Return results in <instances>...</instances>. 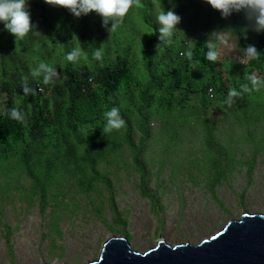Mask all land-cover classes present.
<instances>
[{"label":"trees","instance_id":"16d2710c","mask_svg":"<svg viewBox=\"0 0 264 264\" xmlns=\"http://www.w3.org/2000/svg\"><path fill=\"white\" fill-rule=\"evenodd\" d=\"M175 4L173 9H179L180 14L188 9L179 4L175 7ZM171 5V1L167 0V6ZM37 9H40L39 5ZM31 21L36 27L35 16L31 17ZM44 22L50 33L46 40H39L43 35L39 32L40 28L32 32L30 36L29 33L26 36L31 49V45L37 44V49L35 47L32 49L33 54L38 53L36 56L39 61L43 63L44 59L48 65L46 68L50 80L46 90L51 91L48 98L35 93V89L41 82L33 81L25 76L18 79L15 75L12 77L8 75L13 74V68L16 67L12 52L19 48L25 50L26 45H22L24 41L16 45L12 52L0 48V68L4 71H0V77L10 79L3 81L0 78V105H2V111H5L0 112V189L2 194L10 195L13 189L21 190L22 187L16 185L18 180L15 177L25 175L32 179L33 183L31 200L39 196L45 206L51 198V192L55 190L52 197L56 203L59 202L60 196L64 198L67 194L64 187L70 182L74 187V196L85 195L90 198L92 194L98 192L99 184H104L109 190L112 188L109 175L100 170V163L119 154L125 148L132 154V166L140 175L137 186L141 188L144 198L151 200V212L155 214L158 200H156V193L150 192L147 186L153 176L152 166L143 158V154L154 145L162 144L163 160H169L171 156L177 157L180 164L195 165L199 172L204 170L208 173L207 187L213 199L223 206L217 196L216 188L222 180L227 179L228 173L233 171L236 164L240 162L230 143H222L229 139L222 141L225 128H220L221 121L216 120L214 113L210 112L209 98L203 95L199 98L198 106L190 107L185 105V96L177 103L176 94L183 90L205 91L206 84L199 83L202 78L194 77L191 80L190 73L196 67H212L206 56L208 51H213L206 47L207 34H202L195 41L191 60L187 57H179L180 50L185 48L184 40L188 38H182L178 52L173 53L170 46L167 49L170 59L167 71L163 72L159 81L155 83L150 81L140 90L139 78L136 79L134 70L123 62L126 61L125 59H120L118 52L111 56L110 52L107 53L105 49L101 50L97 47L96 42L91 44L82 42L81 46L87 58L86 56L82 58L84 61L82 65H75L74 58L71 61L66 59L67 55L72 53V47L75 44L72 43L70 35H64L65 29H70L72 33L77 31L73 26L75 22L66 18L65 25H59L50 16L44 17ZM100 34L108 37L105 33L100 32ZM79 38L84 41L85 35L82 33ZM91 38L100 39L98 34H94ZM47 40L56 42L59 48L60 45L63 46L61 49L58 48L61 60L54 58L53 52L49 53L48 58H43V43L46 45ZM241 42L243 44V40ZM245 46L248 45L245 43ZM154 47L144 51L147 60L151 58ZM257 50L258 58L253 59L247 68L236 64L232 66L230 73L234 70L239 71L233 76L229 86L224 82L215 83L218 100L213 108L223 112L225 120L234 118L230 124L232 125L230 132L235 133L237 129L246 130L247 132L243 135L245 141L264 144V136L260 135L264 121V94L260 89L242 91V87L248 85L249 77L253 75L250 69L264 70V51L261 47ZM96 52H100L101 58H96ZM161 59L158 57L149 60L147 69L150 74L155 73ZM95 62H97L96 65ZM55 68L61 70L60 82L55 80ZM71 71L76 75L71 74ZM233 88L242 92V95L248 99L238 98L236 103L233 102L226 96V92L229 93V90ZM135 98L140 100L139 104L135 102ZM112 107L119 108L126 125L120 130L106 133L104 127L108 118L104 113ZM14 109L22 117V121L11 117ZM159 114L164 116L159 118L161 117ZM151 122L159 124L155 134H153ZM136 132L140 134L138 141L135 137ZM200 132H202L201 136L198 135ZM248 134L249 137H247ZM153 151L156 152L154 149ZM248 167L249 172H252L255 168V160L249 162ZM98 210L102 212L103 209L98 207ZM54 219L50 229L51 250L53 252L56 248H60L61 253L64 254L63 244L57 247L56 243L58 240L64 241L65 231L60 224L63 217L58 216ZM104 221L111 231L127 238L132 237L127 231V219L123 220L119 211L115 210L114 224ZM0 228L6 231L5 237L7 236L8 239L11 230L9 225L1 222V218ZM42 237L46 239L47 234L43 233Z\"/></svg>","mask_w":264,"mask_h":264},{"label":"rangeland","instance_id":"374dc122","mask_svg":"<svg viewBox=\"0 0 264 264\" xmlns=\"http://www.w3.org/2000/svg\"><path fill=\"white\" fill-rule=\"evenodd\" d=\"M140 3L142 15L148 19V23L140 18V12L132 6L133 8L131 7L128 12L129 16L127 13L124 17L127 22L119 24L115 31L110 33L107 44L101 45L107 53L112 49L115 54L118 51L125 52L128 47L133 48L136 42L138 47L136 45L132 56H129L132 66L142 59L138 49L152 46V40L156 38L159 25L156 16L160 10L167 9L165 0H163L165 9L160 6L159 1L155 4L149 0H140ZM185 4L190 5L186 0ZM56 7L66 15L71 13L67 8ZM30 11L37 13L34 9ZM97 14L95 24L89 23V26L85 27L83 22L88 21L87 15L85 17L82 14L74 27L82 32H98L97 21H104V18ZM211 14L215 16L213 20H210ZM179 16L182 18L179 23L180 32L175 29L172 34V52L177 50L185 31L190 30L188 33L191 37L190 42L193 44V39L199 36L198 30L201 26L207 25L205 32H208L212 26L217 30L222 27L220 26V18L223 17L221 12L213 9L207 2L196 1L187 12ZM108 21L113 28L116 21L110 19ZM229 24L232 26L234 38H232V47L224 48L225 56H229L232 52L244 55L240 35L248 45L254 46L259 42V37L264 34V29L257 25L256 14L250 8L238 11V20H230ZM108 28L105 27L103 30ZM70 31L65 29L64 35L68 34L72 37V43L75 44L72 48L74 51L79 49L77 56L78 63H81L82 47ZM226 31L227 29L223 28L222 32ZM40 34L43 35L39 40H46L50 35L49 29L43 28ZM211 40L212 36H210ZM105 41V38H101V42ZM233 45L236 49H233ZM218 46L221 47V44ZM34 47L37 49V44ZM62 47L60 45L59 48L54 41L47 40L46 45L43 43V58H48L51 52L54 58H60L59 49ZM37 54H34L22 67L16 65L13 73L23 70L25 77L36 81L42 72L48 71L46 68L48 65L44 59L43 63L40 62ZM85 56L87 58L86 52ZM41 64L45 67L42 68ZM55 73L57 77H61L60 68ZM135 101L140 102L137 99ZM2 110L0 105V112ZM132 124L134 125L135 122L133 121ZM157 126L155 123L151 125L153 134L157 132ZM261 132L260 135L264 136V121ZM245 133L246 130L238 129L235 133L227 131L222 137V141L229 139L222 143H230L240 162L236 164L233 171L228 173L227 179L222 180L216 188L217 196L223 206L213 199L207 187L208 173L204 170L199 172L195 165L180 164L177 157L171 156V159L163 160L162 144L154 145L143 154V158L152 166L153 176L147 186L150 192L156 193L158 204L155 214L151 212V200L144 198L141 188L137 186L140 175L132 166V154L125 148L119 154L100 163V170L109 175L112 188L109 190L104 184H99L98 192L92 194L90 198L85 195L74 196V187L70 182L64 187L67 193L64 198L60 196L59 202L56 203L52 197L55 190L51 192V198L45 206L39 196H36L34 200L30 198L33 188L32 179L25 175H16L15 178L18 180L16 185L22 187L21 190L13 189L10 195H3L0 189L1 222L9 225L11 230L7 239L6 231L0 228V264H88L94 262L99 258L104 244L111 237L121 236L111 231L104 221L114 224L115 210L122 214L123 220L127 219V231L132 235L127 239L133 250L142 253L157 247L162 240L168 241L178 228L227 225L231 220L240 221L246 213L264 215V144L245 141L243 138ZM139 135V132H136L137 141ZM198 135L201 136L202 132ZM253 160H255V168L249 172L248 163ZM112 198L113 202H111ZM98 207H102V212L98 210ZM58 216L63 217L60 224L65 235L63 242L58 240L56 243L57 247L63 244L64 254L61 253L60 248L52 252L50 244L51 222H54V218ZM43 233L47 234L46 239H43Z\"/></svg>","mask_w":264,"mask_h":264},{"label":"clouds","instance_id":"9594fccd","mask_svg":"<svg viewBox=\"0 0 264 264\" xmlns=\"http://www.w3.org/2000/svg\"><path fill=\"white\" fill-rule=\"evenodd\" d=\"M149 1L155 4L157 1H159L160 6L163 9H165L163 6V0H149ZM170 1L172 5L170 7L167 6L166 10H162V11L160 10L158 15L156 16L159 25L156 32V38L152 40L153 42L152 46L155 47L153 49V54H151L150 59H157L158 57H161L162 59L159 62V67L157 68L155 73L152 75L148 72L147 63L149 62L150 59L147 60L146 55L144 53L145 50L150 49L152 46L148 48L143 47V49H138L140 51L142 59L140 61L135 62L133 66L131 65L130 57L132 56V52L135 50L136 45L138 47V44L136 42H134L133 48L128 47V49L125 52L118 51L120 59H125L126 61L123 62L127 63V65L134 70L136 79L139 78L138 80H140L139 83L141 84V86H138L139 89L145 87L147 84L150 83V81H153L154 83L159 81L162 77L163 72L167 71V65H170V59L167 55V49L171 46V44H173L171 37L175 29L177 32H180L179 23L181 22L182 18L179 15L184 14V13L180 14L179 9H173V4L176 3L181 6H186L188 8L187 9L188 11L189 8L192 5H194L196 1H198V3L200 2L209 3L213 9H216L221 12V15L223 17L220 18L221 21L220 26L222 27H220L217 30L212 26L208 32H205L207 25L201 26L200 30H198L199 36L194 39L192 38L194 41L193 44L190 42L191 37L189 36L188 33L190 32V30L185 31L183 37L188 39L184 40L185 48L183 50H180L179 53L180 58L187 57L191 60L195 41H197L202 34H207L208 44L206 45V47L208 49H213V51L211 50L208 51L206 56L207 59L210 60V64H212V67L209 68L196 67L193 68L190 73L191 80L194 77H201L202 81L199 83L206 84V89L205 91H196V92H187L184 90L178 91L176 93L177 96L179 97V98L177 97V103L185 96L186 98L185 105H188L190 107L198 106L200 104L199 98H201L203 95L207 96L211 101V107L209 108L210 112L214 113V118L216 120L218 119L219 121H221L220 128L221 129L225 128V134H226V132L229 131L230 128L232 127V125L230 124L234 121V118L225 120V114L220 110L213 108L217 104V100H218V93L215 83L220 84L224 82L227 86H229L231 79L239 71V70H234L232 73H230L232 66L236 64L247 68L250 65L251 61H253V59L258 58L259 52L257 49L261 47L262 50L264 51V34H262L259 37V42L254 46L248 45L240 35L239 36L240 41L243 40V44L241 42V45L244 48V55H242V53L239 54L232 52L229 56H225L224 48L232 47V38H234L232 34V26L231 24H229V21L238 20V11L242 9L250 8L256 14L257 25L259 26V28L264 29V0H206V1L186 0V2L190 3V5L185 4V0H181V2H178V0H170ZM165 2L167 5V0H165ZM38 5L40 6L39 10L37 9ZM56 6L67 8L70 10L71 13L69 15H66ZM132 6L135 8V10L140 12L141 18L146 23H148V19L144 15H142L140 0H0V21H2V23L0 24V48L7 51L10 50V52H12L13 48L16 45H19L21 41H23V37H25L32 30L33 27L31 16L36 17L37 29L40 28V30L42 31V29L45 28L44 17L47 16L54 18L57 21V24L65 25L66 18L75 23H78L79 22L78 17H80L82 14L87 15V19L93 20L92 23H95L96 22L95 15L96 13H98L104 18V21L102 20L97 21L99 25L98 32L87 33V32H82L79 29L73 32V35L77 38L80 45L83 44L82 42H85L87 44L96 42L97 47H99L102 50L103 48L101 47V45L107 44L108 38H110L109 37L110 33L115 31L116 27L119 24L122 25L123 22L125 23L127 21V19L124 17L129 12V9ZM29 9H34L35 12L37 11V13L31 12L29 11ZM234 10L235 12H233ZM214 18L215 16L211 14L210 20H213ZM109 19L116 21V24H114L113 28L111 25H109L110 23V21H108ZM106 23L107 25H105ZM58 27L59 26L57 25V28ZM105 27H109L108 30H103L105 29ZM223 28H226L227 31L222 32ZM81 32L85 35L84 41H82L79 38V36H82ZM100 32L102 34L105 33L108 37L107 38L104 37L103 35L100 34ZM210 32H212V35H210ZM94 34H98L100 39L96 40L91 38ZM210 36H212L211 41H210ZM101 38H105L106 41L101 42ZM245 43L248 45L247 47L245 46ZM218 44H221V47L218 46ZM233 49H236L234 45H233ZM110 50H111L110 55L113 56L114 55L113 50L112 49ZM78 52L79 49H77L76 51L72 49V53H69L66 59L71 61L74 58L76 60L75 65H82L84 62L83 60L81 61V63H78L79 61V57L77 56ZM82 52H83V57H85V52L83 48H82ZM175 52H178V48ZM100 55H101L100 52L95 53L96 58H99ZM57 59L61 60V57ZM41 67L43 68L45 67V65L41 64ZM56 70H59V68L54 69V75L56 77L55 80L57 82H60V80L62 79L60 77H57L55 73ZM250 70L253 72V75L252 77H249V82L247 83L248 85L242 87V91L247 92L249 90L256 91L260 89L261 93L264 94V70L261 69L259 70L250 69ZM0 71L4 72L1 68ZM8 75H11L12 77L14 73L13 74L9 73ZM0 78L3 81L10 80L9 77L7 78L0 77ZM47 80L48 78L45 77V82H47ZM37 87L39 88V85ZM242 94H243L242 92H238L234 88L230 89L229 93L226 92V96L229 99H232L233 102L235 101V103L238 98H243L246 100L248 99L246 96ZM39 95L48 98L51 95V91H47L45 89ZM135 99L139 101L138 98ZM123 104H124V100L122 101V105ZM234 113L235 112L233 111V114ZM104 115L108 118L107 124L104 127V131L106 133L112 132L113 130H120L122 127L126 125V121L120 115V110L117 107H112L110 110L106 111ZM163 116L164 115H162L159 118H162ZM11 117L18 121H22V117L15 109L11 112ZM154 123L159 126L158 122H151V125H153ZM245 215L251 216L248 213L244 214L243 216ZM253 215H261V214H253ZM118 237H126V236L121 235Z\"/></svg>","mask_w":264,"mask_h":264},{"label":"water","instance_id":"95a60500","mask_svg":"<svg viewBox=\"0 0 264 264\" xmlns=\"http://www.w3.org/2000/svg\"><path fill=\"white\" fill-rule=\"evenodd\" d=\"M88 264H264V216L227 225L178 228L168 241L140 252L126 237H111Z\"/></svg>","mask_w":264,"mask_h":264},{"label":"bare ground","instance_id":"6f19581e","mask_svg":"<svg viewBox=\"0 0 264 264\" xmlns=\"http://www.w3.org/2000/svg\"><path fill=\"white\" fill-rule=\"evenodd\" d=\"M29 11H30V9H29ZM130 11V10H129ZM139 14V13H138ZM140 15V14H139ZM138 15V16H139ZM85 17H86V15H84ZM97 16H98V14H97ZM101 16V15H100ZM99 16V17H100ZM128 16H129V13H128ZM137 16V15H136ZM32 17V16H31ZM81 17V16H80ZM134 17V16H133ZM97 18V17H96ZM101 18V17H100ZM130 18V17H129ZM135 18V17H134ZM141 18V17H140ZM132 19V18H131ZM80 20H81V18H80ZM88 21H82L83 22V25L85 26V27H87V26H89V23H92L93 22V20H90V19H87ZM139 20V19H138ZM112 21V20H111ZM133 21V20H132ZM87 22V23H86ZM127 22V21H126ZM96 23V22H95ZM94 23V24H95ZM132 23V22H131ZM138 24V23H137ZM32 25H33V22H32ZM105 25H107V23L105 24ZM74 26V25H73ZM75 26H76V24H75ZM35 30H37V26L36 27H32V30L29 32V36L31 35V33L32 32H34ZM77 30H79V28L77 29ZM71 32V31H70ZM74 36V35H73ZM35 38V37H34ZM54 39V38H53ZM56 39V38H55ZM30 40H32L33 41V39H31L30 38ZM58 40V39H57ZM23 41H24V43L22 44V45H26V48H24L25 50H27V52L25 51V50H22V49H18L17 51H14V52H12L13 54V58H14V62L16 63V65H19V66H23V64H25V63H27V62H29L30 61V59H31V57L34 55L33 54V51H32V49L34 48V45H31L32 46V49H31V47H30V43H29V40L27 39V36H25V37H23ZM58 41H60V40H58ZM67 41V40H66ZM56 43V42H55ZM57 44V43H56ZM65 44V43H64ZM20 47V46H19ZM25 47V46H24ZM22 48H23V46H22ZM32 51V52H31ZM5 55V54H4ZM101 58V57H100ZM2 62H4V61H2ZM94 62V61H93ZM92 62V63H93ZM96 63L97 62H95V65H96ZM70 66V65H69ZM90 66V65H89ZM93 66V65H92ZM79 67V66H78ZM77 67V68H78ZM70 69V68H69ZM80 69V68H79ZM78 69V70H79ZM90 69H91V66H90ZM89 69V70H90ZM66 70H68V69H66ZM66 70H65V72H66ZM77 71V70H76ZM77 72H79V71H77ZM93 72V71H92ZM72 73H74L73 71H71V74ZM65 75H66V73H64ZM63 74V75H64ZM70 74V73H69ZM14 75L18 78V79H20L22 76H24L25 75V73H24V71L22 70V71H19V73H14ZM74 75H76L75 73H74ZM78 75H79V73H78ZM87 75V74H86ZM70 77L72 76V75H69ZM69 76H67V78L69 77ZM83 76V75H82ZM82 76H80V77H82ZM45 77H47L48 78V80H47V82H45ZM78 77V76H77ZM86 77V76H85ZM24 78V77H23ZM83 78V77H82ZM88 78V77H87ZM70 79V78H69ZM49 77H48V71H46V72H42L40 75H39V78L36 80V81H39V82H41L40 84H39V88L37 87V89H35V93L36 94H40V93H42L45 89H46V86H47V84H48V82H49ZM68 80V79H67ZM84 82V81H83ZM82 82V83H83ZM158 88V87H157ZM157 90V89H156ZM152 92V91H151ZM153 95V94H152ZM154 97V96H153ZM152 97V98H153ZM157 97V96H156ZM151 98V97H150ZM165 98V97H164ZM156 100H158V99H156ZM248 105V104H247ZM209 106V105H208ZM210 107V106H209ZM184 108V107H183ZM168 109H169V107H168ZM203 109V108H202ZM248 109H250L249 107H248ZM201 111V110H200ZM206 111V110H205ZM1 112H5V111H1ZM251 113V112H250ZM169 114V113H168ZM245 114V113H244ZM252 114V113H251ZM160 115V114H159ZM161 116V115H160ZM173 116V115H172ZM253 116V115H252ZM255 116H256V114H255ZM198 117V116H197ZM202 117H203V115H202ZM254 117V116H253ZM204 118V117H203ZM245 118V117H244ZM252 119H254V118H252ZM256 119V118H255ZM256 121V120H255ZM236 122V121H235ZM234 122V123H235ZM160 123V122H159ZM167 123V122H166ZM77 126V125H76ZM75 126V127H76ZM245 126V125H244ZM208 127V126H207ZM247 127V126H246ZM161 128H163V127H161ZM75 129V128H74ZM207 129H209V128H207ZM248 129V128H247ZM206 132V131H205ZM247 132V131H246ZM82 133V132H81ZM83 133H85L84 131H83ZM76 134H77V132H76ZM247 137H249V134H248V136ZM177 139V138H176ZM224 139V138H223ZM251 141H252V139H251ZM226 145V144H225ZM223 146V145H222ZM209 153V152H208ZM225 157H227V156H225ZM221 165V163L219 164V166ZM216 166H218V165H216ZM219 168V167H218ZM220 172V171H219Z\"/></svg>","mask_w":264,"mask_h":264}]
</instances>
